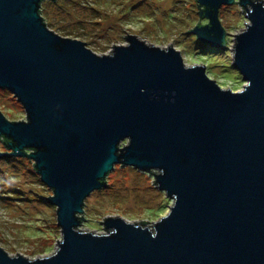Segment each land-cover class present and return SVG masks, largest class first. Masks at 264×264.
<instances>
[{
  "label": "water",
  "instance_id": "water-1",
  "mask_svg": "<svg viewBox=\"0 0 264 264\" xmlns=\"http://www.w3.org/2000/svg\"><path fill=\"white\" fill-rule=\"evenodd\" d=\"M41 2L0 0V88L31 119L30 126L9 125L0 111L7 136L0 138L6 147L18 145L17 154L31 146L20 155L31 158V151L42 182L56 189L46 198L57 208L66 244L45 264H264V11L257 7L250 16L254 27L240 38L234 65L252 87L233 97L200 72H184L178 58L135 41L114 60H97L84 42L46 31ZM202 3L206 15L230 0ZM208 15L204 27L213 23L215 35L198 27L197 39L223 49L224 27ZM125 136L133 143L117 159L115 144ZM8 157H17L11 148L0 153ZM118 162L165 169L162 187L179 195L157 239L119 221H109L119 229L110 239L72 231L81 198L107 188ZM0 264H11L3 253Z\"/></svg>",
  "mask_w": 264,
  "mask_h": 264
},
{
  "label": "clouds",
  "instance_id": "clouds-1",
  "mask_svg": "<svg viewBox=\"0 0 264 264\" xmlns=\"http://www.w3.org/2000/svg\"><path fill=\"white\" fill-rule=\"evenodd\" d=\"M200 5L206 4L202 0H122L115 4L101 3L100 0H72L67 6L70 15L62 23L65 31L71 33L66 35V40H89L90 50L86 52L97 60H114L118 50L130 49L135 41L149 51L178 58L184 72H200L203 80L221 95H245L252 87V80L246 79L234 65L240 38L254 27L250 16L257 7L264 11V0H230V3L221 4L224 7L208 8L215 18L219 16L226 34L221 41L224 50L219 53H205L197 46L199 35L194 30L198 27L201 31L208 29L210 38L215 35L213 23L211 27H204L211 17L208 12L205 15L200 11ZM93 9L102 14L97 15ZM77 21H84L86 27H77ZM97 24L100 27H95ZM43 28L46 30L45 26ZM46 31L56 33L55 37L62 34L54 27ZM84 32H91L92 36L82 35ZM209 67L230 71L223 76L220 72L208 75ZM217 80L225 83L224 91L217 86ZM146 91L140 89L142 94ZM172 96L175 97L174 92ZM171 102L175 103V100ZM22 107L24 114L10 115L9 125L23 121L24 126H30V114L24 105ZM0 137L7 136L0 133ZM132 143L131 136L120 139L115 144V157L118 151L122 156ZM17 147L16 144L14 147L0 144V153L11 148L19 158L16 166L0 161V253L11 264H45L59 256L66 244V236L64 227L57 226L54 210L37 202L34 193L56 197V189L50 186L53 192L43 188L38 178L28 172V169L37 167L38 161L31 153V158L20 154L31 146L19 148L20 154H17ZM124 164L130 167H122L120 162L111 166L110 170L114 171L107 183L113 185L112 189L101 191L100 187H94L81 198L79 209L73 213L77 223L72 231L76 235L110 239L119 234V229L109 227L108 223L119 221L126 227L147 233L151 239L158 238V226L172 217L179 195L162 187L160 178L166 175L165 169H142ZM20 194L23 198H17ZM81 218L82 223L79 222Z\"/></svg>",
  "mask_w": 264,
  "mask_h": 264
},
{
  "label": "rangeland",
  "instance_id": "rangeland-1",
  "mask_svg": "<svg viewBox=\"0 0 264 264\" xmlns=\"http://www.w3.org/2000/svg\"><path fill=\"white\" fill-rule=\"evenodd\" d=\"M101 3H106V4H115V3H119L122 2V0H100ZM58 4H54L52 1H47L45 0L42 3V16L46 19V24L48 26V28L50 27H54L57 29V32H60L62 34H60V36L62 37H66V35H70L71 33H68L65 31V28L63 26V19L67 16L70 15L69 11H68V5H70L72 3V0H58L57 2ZM137 7H139V5H137ZM224 7V5L222 6ZM203 8L200 6V11ZM94 13H96L97 15H101L102 13L97 10V9H93L92 10ZM77 27H86L85 22L84 21H77L76 22ZM95 27H100L99 24L95 25ZM224 27V26H223ZM82 35L85 36H92L91 32H84L82 33ZM82 42H84L86 44V46L90 49L89 47V40L86 39H78ZM105 40H107V37L105 38ZM98 42V41H97ZM203 43L198 41L197 39V46L205 53H219V51H215L214 48L210 47L207 49V47L202 45ZM222 52V51H221ZM228 71L223 70L222 68H216V67H209L207 69V73L208 75H211L213 72H220L221 76L223 75H227ZM218 84H220V86L224 89H226V85L225 83H223L221 80H217ZM0 111L6 116V118L9 120V116L12 114H16V115H21L24 114V110L23 107L21 105V103L16 99L15 96H13L12 93H10L7 90H0ZM0 144H4L3 140L0 138ZM6 147V146H5ZM10 152V151H8ZM28 153H30L31 151H27ZM5 159V158H4ZM3 162H7L10 164H13V166H16L19 163V158L18 157H8L6 160H1ZM120 166H122L120 164ZM126 167V166H123ZM114 171V170H113ZM138 171V170H136ZM28 172L34 176L38 178V183H40L42 185L43 188L48 189L49 191H52L49 187H47L41 180L40 175L38 174V172L36 171V169H28ZM112 175V172L109 174V176ZM108 176V177H109ZM107 177V179H108ZM119 183V181H117ZM108 184V183H107ZM113 185H109L107 188L102 189L101 191L104 190H108V189H112ZM34 196L37 200V202H39L40 204L44 205L45 207H48L50 209L54 210V218L57 221V208L53 205H51L49 203V199L46 197H50L46 194L42 195L41 193H34ZM53 196V195H52ZM17 198H23V194L18 195ZM57 226H58V221H57Z\"/></svg>",
  "mask_w": 264,
  "mask_h": 264
},
{
  "label": "trees",
  "instance_id": "trees-1",
  "mask_svg": "<svg viewBox=\"0 0 264 264\" xmlns=\"http://www.w3.org/2000/svg\"><path fill=\"white\" fill-rule=\"evenodd\" d=\"M47 1H49V0H47ZM44 2V1H43ZM43 2H41V6H42V3ZM58 2V0H56L55 2H53L54 4H58L57 3ZM40 15L42 16V8L40 7ZM43 17V16H42ZM43 20H44V22L46 23V19L43 17ZM203 46H205V47H207V49L208 48H210V46H208V45H205V44H202ZM215 49V51H219V52H221V51H223L224 49H217V48H214ZM6 146V145H5ZM28 153V152H27ZM7 158H5V159H1V160H6Z\"/></svg>",
  "mask_w": 264,
  "mask_h": 264
},
{
  "label": "flooded vegetation",
  "instance_id": "flooded-vegetation-1",
  "mask_svg": "<svg viewBox=\"0 0 264 264\" xmlns=\"http://www.w3.org/2000/svg\"><path fill=\"white\" fill-rule=\"evenodd\" d=\"M45 1V0H42V2Z\"/></svg>",
  "mask_w": 264,
  "mask_h": 264
}]
</instances>
